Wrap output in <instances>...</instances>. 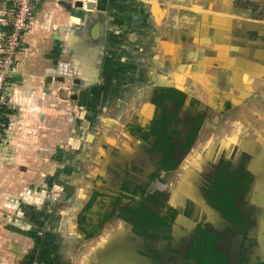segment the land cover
<instances>
[{"label":"crops","instance_id":"obj_1","mask_svg":"<svg viewBox=\"0 0 264 264\" xmlns=\"http://www.w3.org/2000/svg\"><path fill=\"white\" fill-rule=\"evenodd\" d=\"M77 2H82L83 6L76 7ZM250 2L254 4L252 7ZM39 10L29 21L23 37V51L7 81L6 95L11 114L0 145V264H150L149 259L140 255L141 240L121 218L111 217L88 237L78 227V216L96 183L101 151L97 155L95 151L89 152L82 159L87 171L65 178L74 179L72 195L78 194L73 205L72 213L76 215L71 222L72 230H63L65 211L63 206L59 207L60 202L51 204L53 207L48 209L47 180L52 176L60 184V193H63L64 163H74L79 159V156L69 157V161L64 156L65 148L69 145L77 150L79 147V135L70 134L77 132L74 118L79 117L84 106L82 114L95 117L100 111L90 105L96 99L106 104V100L118 96L123 97V114H127L130 104L131 115H138L140 113H137L133 102L139 100L143 85L151 82V92L156 86L171 85L187 90L185 76L191 66L184 64V84L175 85L174 80L181 62L189 61L188 58L191 60L192 44L188 37L185 40L181 38L182 41L176 40L177 36L190 35L192 19L199 20L201 25L211 20L215 31L218 29L213 40L217 42H213V46H201L202 51L207 53L212 49L217 53L216 63L226 62L228 59L224 57L228 51L232 54L233 51L239 52V46L229 40L230 35L241 31L236 20L243 16L253 20L249 24L264 21V0H40ZM132 18L137 25L134 28L128 27L126 21ZM225 21L233 24L226 25ZM204 59L209 61L207 54ZM231 64L237 68V74L245 68L232 60ZM203 72L207 76L208 67ZM100 74L102 77L98 80ZM209 75L216 78L219 74L212 71ZM238 76L242 75L239 73ZM211 78L206 83L212 85ZM96 82L98 84L93 85ZM240 83L245 85L243 80L238 81ZM122 85L123 91L117 93ZM251 86L253 88L254 85H249L247 92H242L243 97L258 100V95L250 93ZM214 89L229 90L230 85L226 82ZM231 93L235 99L241 97L237 87ZM260 94L263 96L264 91ZM149 99L150 96L148 102ZM81 101L86 104L83 106ZM149 106L150 112L152 105ZM247 106L253 107V104ZM246 111L234 106L224 116L211 113L206 124L209 127L231 123L235 140L252 156L249 171L257 178L256 188L261 186L254 195H261L264 124L257 126L254 112ZM121 128L123 130V125ZM122 134L123 138L129 137L125 132ZM95 142L94 138L87 147L98 148ZM200 153H203V143L197 155ZM85 178L87 181L82 183ZM32 189L43 198L39 197L36 204L32 203L34 201L26 203L27 196L35 194ZM20 196L26 203L21 209V203L16 201ZM52 209L55 222L49 220L53 215ZM26 210L29 216H34V225H39L40 231L32 232L33 222L21 217ZM54 227L55 231L51 232L54 235L49 237V231ZM67 246H70L72 256L68 252L70 250H65Z\"/></svg>","mask_w":264,"mask_h":264},{"label":"flooded vegetation","instance_id":"obj_2","mask_svg":"<svg viewBox=\"0 0 264 264\" xmlns=\"http://www.w3.org/2000/svg\"><path fill=\"white\" fill-rule=\"evenodd\" d=\"M263 91L256 92L259 99L251 102L253 107L246 108L254 112L257 126L264 124V95L260 94ZM197 102L174 85L153 88L149 99L152 111L147 112L150 114V121L146 125L129 126L128 129L123 124V132L137 145L142 142L149 144L151 153L157 159L150 174L154 189L149 191L150 188L146 186L129 185L123 175V181L126 178V184L122 188L123 203L122 200H117L112 205L113 209L98 221V228L90 234L84 227L89 222L86 212L92 211L98 198L109 194L101 188L104 186L102 177H107L104 171L96 177V181L101 179V184L95 183L88 202L78 216V227L88 237L95 234L111 217L121 218L141 240L140 255L149 259L150 264H264V231L259 235L260 214L256 206H253L255 199L250 202L252 200L247 198L248 193L255 196L257 182L256 176L249 171L252 156L235 140L231 123L208 127L206 120L210 117L188 113L183 122L188 124L183 142L174 139L177 132L185 129L179 120V114L192 109ZM168 104L173 105L171 111L167 109ZM225 113L218 115L224 116ZM177 120L176 131H172ZM142 136L146 138L142 139ZM164 138H169L171 157L176 163L171 170L160 167L161 153L154 146ZM202 143L207 151L204 149L199 156L195 155L197 157L196 160L194 158V163L193 160L187 163L186 159L193 149L197 147L196 154L199 153L198 148H201ZM128 144L124 141L119 144V149L116 145L109 147L108 151L127 153ZM210 145L211 148H207ZM104 151L102 148L99 155L103 162L110 157H106ZM101 166L102 171L104 165ZM196 169L202 174L196 173ZM185 170L188 172H184ZM103 181L106 182V179ZM262 182L260 194L264 195V178ZM223 192L230 194L231 204L214 205L208 198L210 193ZM139 197L141 200L136 202ZM133 210H140L141 218H135L131 214ZM223 211L230 215L231 220ZM133 219L139 224L136 230L133 229Z\"/></svg>","mask_w":264,"mask_h":264},{"label":"rangeland","instance_id":"obj_3","mask_svg":"<svg viewBox=\"0 0 264 264\" xmlns=\"http://www.w3.org/2000/svg\"><path fill=\"white\" fill-rule=\"evenodd\" d=\"M33 6H32V11L29 15V20H27V23L25 25L24 30L20 34V40H19V47L17 48L15 57L13 59V64L9 70V72L4 76L5 83L2 80H0V96L2 97V103L0 102V106H5L9 109V101L7 100V95H6V88H7V81L10 79V72L12 68L16 65L15 63L17 62V57L19 56L20 53H22L23 48H24V41L23 37L25 32L27 31V28L29 26V21L31 18H35V14L39 13V1L40 0H34ZM248 0H245L247 2ZM244 5H248V3H243ZM249 5L252 7L251 2ZM12 8L11 6L7 3V0H0V26H6L10 22V17H11V12ZM257 10V9H256ZM195 18V17H194ZM239 19V18H238ZM236 20V22L239 23L240 25V30L237 31L236 33L234 32L233 35H230L229 40H233L232 43H236L239 46V52L233 51V54L228 51V54L224 59H228L226 62H219L216 63L217 61L215 60V56H217V53L214 50H208L207 53H205V50L202 51L201 46H211L213 41L215 39V35H217V30L215 31V26L211 24V20L207 21L204 23V25H201L199 23V20L192 19L193 24L191 25L190 29V35L189 36H177L176 40H185L187 37L188 41L192 44L191 50H190V58L189 61L183 60L181 62L182 66L180 67L179 72L176 73L175 77V85L184 84V79L187 78V90L184 91V93L189 97V98H195L198 102L196 105L192 107V109H186L183 112L179 114V120L181 123H183L186 120L187 114L191 113L192 115L196 114H205L208 117H211V113L216 112L218 114L225 113L226 110L231 109L235 107H239L243 110H247L246 108L253 100H247V98L243 97L244 94L242 92H247L246 88L249 87V85H254L253 88L251 86V89L254 91L252 92L251 89L249 90L253 96H257L256 92L258 91H263L264 90V82L261 81L264 80V21L263 20H257L254 22V24H249L253 22L247 17H241L239 20ZM134 19H128L127 25L128 27L134 28L136 25ZM179 23L180 21H176ZM226 25L233 24L230 21H225ZM235 29V27H234ZM219 34V31H218ZM5 36L4 34L0 33V57H5L2 55H6V47H5ZM4 39H3V38ZM183 38V39H181ZM236 41V42H235ZM231 43V44H232ZM213 46V45H212ZM182 49V48H181ZM207 54V57L209 61L204 59V55ZM219 55V54H218ZM236 58V60H235ZM234 61V63L238 62L239 64L243 65L245 68L241 71L239 70V73L242 75L239 77V73L237 74V68L235 66H232L231 64ZM185 65L191 66V69L189 71V68L186 71V76L185 78L183 77V71L185 68ZM2 65V64H1ZM221 65H223L221 67ZM208 67V75H203V71ZM219 66V67H218ZM179 67V66H178ZM4 68L0 66V70H3ZM178 69V68H177ZM217 72L219 75H216V78H213V75L211 72ZM241 71V72H240ZM200 73V74H199ZM0 76L1 72H0ZM128 77H131V75H126ZM3 77V76H2ZM102 77V74L99 75V79ZM203 77V80H201ZM210 77H212V85L206 83L208 80H210ZM130 79V78H129ZM243 80L245 82V85H242L241 83L238 84V81ZM252 81L256 80L252 84L247 83V81ZM260 81V82H259ZM228 82L230 85L229 90H215L214 87L220 86L221 84H225ZM102 83V82H101ZM98 82H96L93 85H97ZM232 84V85H231ZM152 83L150 82L147 85H143L142 88H140L139 92V100L137 102H133V105H135L137 113L136 115H131V111L129 110V107L131 106L128 104V112L127 114H123V108H121V105L123 104V97H118L116 98H109L105 101L101 100L103 102V105H99L100 99H96V102L92 103L90 106L91 107H96L100 113L97 115L96 111L93 112L95 113L96 116L87 117V115H83L82 112L85 109L84 104H86L84 101L82 102V105L84 106L80 110V115L79 117L74 118V125L77 126L75 130L77 132H72L70 135H79V149L73 150L69 147L65 148V154L64 156L67 157L69 161V157H78L79 159L75 160L74 163H69L67 162L64 163V179L67 177H71V175H78L82 174L83 171H87L86 168L83 166L84 157H87V154L89 152L95 151V155L98 154L99 151H102V148L105 149V155L110 156L106 159H104V162L101 158H98L100 160L101 165L103 164V170L102 166H98V174H102L105 171V174L107 177H102V189H105V191L109 194H105L104 197L98 198L97 202L94 203L92 207L91 212H86V217L89 219L88 224H86L84 227L86 230L91 234V232H94L98 227L97 223L102 219V217L105 215V213L111 211L113 209V204L117 200H122L123 203V185L126 184V178L128 181L129 185H140V186H146L151 191L153 190V186L151 185L152 179H150V174L153 172L151 167H154L156 164L157 159L153 156L154 154L151 153L150 148L148 147V143L142 142L141 144L137 145L136 142L131 138V137H124L123 140V130L121 128V125H125V128H129V126H134L137 124L141 125H146L150 121V114H147V112L150 110L151 106H149V102L147 98H149L151 91L150 88L152 87ZM190 86V89H189ZM82 87V85H80ZM212 87V88H211ZM239 89L241 92L240 95L241 97L239 99H235L234 95H232L231 90L232 89ZM123 91V85L120 89L117 90V93H120ZM114 97V96H113ZM258 97V96H257ZM111 99V100H110ZM236 100V101H235ZM100 101V103H102ZM189 101V99L187 100ZM237 102V103H236ZM122 103V104H121ZM82 107V106H81ZM125 107V106H124ZM173 108L172 104L167 105V109L171 111ZM228 108V109H226ZM105 110L106 112H104ZM125 111V110H124ZM249 112V111H248ZM186 116H185V115ZM123 115V117H122ZM131 115V116H130ZM65 116H67L65 114ZM75 116V115H74ZM89 116V114H88ZM68 117V116H67ZM126 118V120H125ZM245 119V118H244ZM92 120V121H91ZM243 125L246 124L245 121L240 120ZM65 123V121H64ZM178 124V120L174 123V126L172 127V131H176V125ZM242 124L240 125L241 127L243 126ZM184 130L177 132V134L174 136V139L177 140L178 142H183L185 136H186V128H188V124L185 125L183 123ZM3 135H5L3 133ZM0 134V145L2 144L4 140V136ZM217 137V136H215ZM96 139L95 145L98 148H91L87 147V144L90 143L93 139ZM65 139H67V135H65ZM69 139V138H68ZM111 139L114 140L112 144L110 143ZM128 142L127 150L129 152L127 153H119L116 150L114 151H108L109 147H115L117 145V148L119 149V144L123 142ZM92 144V143H90ZM127 146V145H126ZM197 147H195L196 149ZM193 149L192 153L189 155V157L186 159L187 163H191L193 160L194 163V158L196 160V157L199 156L196 154V151ZM200 149V147L198 148ZM206 148H203V150ZM91 150V151H89ZM207 151V150H206ZM260 151V150H259ZM258 151V152H259ZM181 153V151H179ZM68 153V154H66ZM79 153V155H78ZM104 155V154H103ZM197 155V156H195ZM153 156V157H152ZM192 156V159L190 158ZM99 157V156H98ZM102 160V161H101ZM78 163V164H76ZM196 163H199L198 161ZM188 170L190 169L189 167L187 168ZM262 169V168H261ZM188 170H185L184 172H188ZM192 171H195L191 169ZM200 170L196 169V173L202 174L199 172ZM97 174V176H98ZM123 175L126 177L123 181ZM96 176V177H97ZM55 177V174L54 176ZM103 179H106V182L103 181ZM101 179H97L96 184L100 185L101 184ZM73 181L74 179H69V180H63L64 182V190L63 193H60V184L56 183L55 180L52 179V176L50 179L47 180V193L48 196L47 198V204H48V209L51 208V204H57L59 203V207L63 206V210L65 213L63 214L64 217V222L65 226L63 227L64 231H69L72 230L73 226L71 224L72 219L74 215H76L73 212V205L75 199L78 197V194L72 195L73 191ZM87 179L82 181V183H85ZM38 184L39 182L36 181ZM36 183V184H37ZM41 183V182H40ZM81 183V184H82ZM35 184V185H36ZM37 184V185H38ZM36 185V186H37ZM34 187V186H32ZM131 188V186H129ZM261 187V186H258ZM257 187V188H258ZM256 188V189H257ZM32 193H35L34 195H29L27 196V201H34L32 203L36 202L38 203L39 197L42 198V196H37L36 195V190L31 191ZM179 192V191H178ZM130 193V192H129ZM179 194V193H178ZM76 197V198H75ZM127 198H130V196H126ZM247 198L250 200L255 199L250 201L253 202V206H256V209L259 211L258 213L260 214V223H261V231H259V235L261 236L264 231V195H255L253 194H247ZM21 199V200H20ZM43 199V198H42ZM175 200V198L173 197ZM177 199V196H176ZM56 200V201H55ZM141 200V197H139L136 202H139ZM16 201L21 203L20 209L22 208L24 202L23 198L17 197ZM133 202V201H132ZM177 202V201H175ZM25 203V204H26ZM255 203V204H254ZM17 204V203H16ZM24 204V205H25ZM251 205V204H250ZM53 207V206H52ZM75 208V206H74ZM54 209H52L53 211ZM72 210V211H71ZM55 211H53V215H49V220L52 222L56 221L55 217ZM23 218L28 219V221L33 222L31 224L32 232L36 233L37 231H40L39 225H34L35 218L34 216H29V211L26 210L25 213H22ZM59 220V217H58ZM91 222V223H90ZM90 223V225H89ZM52 230L55 231L54 229H51L49 232V237L53 236L54 234L51 233L53 232ZM68 247V248H67ZM65 247V250L67 251L70 250V246ZM69 254L71 255V250L68 251ZM72 256V255H71ZM26 257V256H25ZM25 259V258H24ZM27 259V257H26ZM61 264V263H60ZM62 264H70V263H62Z\"/></svg>","mask_w":264,"mask_h":264},{"label":"built area","instance_id":"obj_4","mask_svg":"<svg viewBox=\"0 0 264 264\" xmlns=\"http://www.w3.org/2000/svg\"><path fill=\"white\" fill-rule=\"evenodd\" d=\"M34 0H7V3L11 6L12 14L10 17L9 25L12 27V32L9 36H3L2 38L5 40L6 47V55L0 57V66L4 69L0 70L1 75L0 80L3 78V82L5 83L4 76L9 72L13 59L15 57L17 48L19 47L20 34L24 30L29 15L32 11ZM1 39V37H0ZM2 64V65H1ZM2 97L0 96V102L2 103Z\"/></svg>","mask_w":264,"mask_h":264},{"label":"trees","instance_id":"obj_5","mask_svg":"<svg viewBox=\"0 0 264 264\" xmlns=\"http://www.w3.org/2000/svg\"><path fill=\"white\" fill-rule=\"evenodd\" d=\"M11 32H12V27L9 24L6 26H0V33L4 34L5 36H9ZM10 114H11L10 109H8L5 106H0V134H3L7 128L9 124L8 116ZM161 123H163V121H161ZM145 138H146L145 136H142V139H145ZM154 146L156 150H158L161 153L160 167L166 170L173 169L176 166V163L171 157V145L169 144V138H164L160 140ZM210 195L211 196L208 198L213 202L214 205L231 204L232 198L230 194L223 192V194H218V193L211 194L210 193ZM131 214L134 215L135 218L136 217L141 218L140 210H133ZM223 214L229 220H231L230 215L226 211H223ZM120 217H123V216L121 215ZM132 223L134 227L133 229L136 230L139 227L138 222L135 219H133Z\"/></svg>","mask_w":264,"mask_h":264},{"label":"water","instance_id":"obj_6","mask_svg":"<svg viewBox=\"0 0 264 264\" xmlns=\"http://www.w3.org/2000/svg\"><path fill=\"white\" fill-rule=\"evenodd\" d=\"M75 6L81 8V7L83 6V3H82V2H77V3L75 4Z\"/></svg>","mask_w":264,"mask_h":264}]
</instances>
